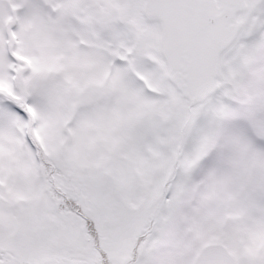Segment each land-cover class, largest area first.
<instances>
[{"label": "snow or ice", "instance_id": "6c2138e0", "mask_svg": "<svg viewBox=\"0 0 264 264\" xmlns=\"http://www.w3.org/2000/svg\"><path fill=\"white\" fill-rule=\"evenodd\" d=\"M0 264H264V0H0Z\"/></svg>", "mask_w": 264, "mask_h": 264}]
</instances>
